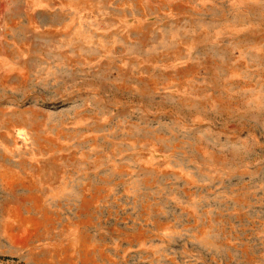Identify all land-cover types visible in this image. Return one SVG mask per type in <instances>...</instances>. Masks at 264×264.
<instances>
[{"label": "rangeland", "instance_id": "1", "mask_svg": "<svg viewBox=\"0 0 264 264\" xmlns=\"http://www.w3.org/2000/svg\"><path fill=\"white\" fill-rule=\"evenodd\" d=\"M41 1L0 0V264H264V0Z\"/></svg>", "mask_w": 264, "mask_h": 264}, {"label": "crops", "instance_id": "2", "mask_svg": "<svg viewBox=\"0 0 264 264\" xmlns=\"http://www.w3.org/2000/svg\"><path fill=\"white\" fill-rule=\"evenodd\" d=\"M34 1V4H35V7L37 8H40L39 11H48L47 10V5H45L41 0H33ZM51 1V0H50ZM39 6V7H38ZM31 16L30 13H27V11L24 12V16ZM38 15V10L35 11V17ZM36 23V22H35Z\"/></svg>", "mask_w": 264, "mask_h": 264}]
</instances>
